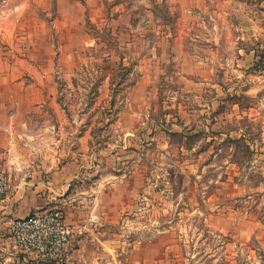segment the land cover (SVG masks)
<instances>
[{
	"label": "rangeland",
	"instance_id": "obj_1",
	"mask_svg": "<svg viewBox=\"0 0 264 264\" xmlns=\"http://www.w3.org/2000/svg\"><path fill=\"white\" fill-rule=\"evenodd\" d=\"M76 1L0 0V171L71 228L0 264H264V0Z\"/></svg>",
	"mask_w": 264,
	"mask_h": 264
},
{
	"label": "built area",
	"instance_id": "obj_2",
	"mask_svg": "<svg viewBox=\"0 0 264 264\" xmlns=\"http://www.w3.org/2000/svg\"><path fill=\"white\" fill-rule=\"evenodd\" d=\"M11 190V178L0 171V205ZM9 237L15 246L45 261H61L67 251L71 228L62 210L54 208L12 219Z\"/></svg>",
	"mask_w": 264,
	"mask_h": 264
},
{
	"label": "crops",
	"instance_id": "obj_3",
	"mask_svg": "<svg viewBox=\"0 0 264 264\" xmlns=\"http://www.w3.org/2000/svg\"><path fill=\"white\" fill-rule=\"evenodd\" d=\"M56 1L60 4L63 3L64 5H66V7L69 6L67 8L69 9L68 10L69 13H70V9L72 8L78 9V2L76 0H56ZM65 10L64 12H66ZM27 198L28 197H26L25 195L24 196L21 195L20 192H15V194L13 193L10 194L5 200V202H3L2 205H0V252L15 255V257H17L19 261L20 259H25L26 255L28 254L14 245L11 238L9 237L8 226H9V222L12 219L26 216L18 212L16 206L19 201H22L23 199H27ZM29 257L32 258V256L30 255Z\"/></svg>",
	"mask_w": 264,
	"mask_h": 264
}]
</instances>
